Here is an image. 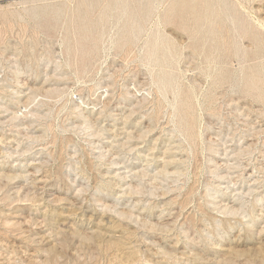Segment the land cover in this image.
Instances as JSON below:
<instances>
[{
	"label": "rangeland",
	"instance_id": "374dc122",
	"mask_svg": "<svg viewBox=\"0 0 264 264\" xmlns=\"http://www.w3.org/2000/svg\"><path fill=\"white\" fill-rule=\"evenodd\" d=\"M0 264H264V0H0Z\"/></svg>",
	"mask_w": 264,
	"mask_h": 264
}]
</instances>
